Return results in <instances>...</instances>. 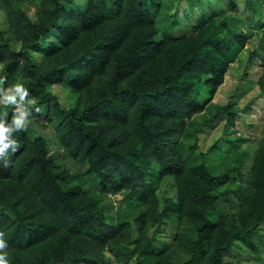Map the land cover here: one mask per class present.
I'll return each mask as SVG.
<instances>
[{
	"label": "trees",
	"instance_id": "1",
	"mask_svg": "<svg viewBox=\"0 0 264 264\" xmlns=\"http://www.w3.org/2000/svg\"><path fill=\"white\" fill-rule=\"evenodd\" d=\"M182 1L0 0L3 87L36 101L0 158L9 264H264V128L213 102L249 41L244 76L260 62L264 97V0Z\"/></svg>",
	"mask_w": 264,
	"mask_h": 264
},
{
	"label": "rangeland",
	"instance_id": "2",
	"mask_svg": "<svg viewBox=\"0 0 264 264\" xmlns=\"http://www.w3.org/2000/svg\"><path fill=\"white\" fill-rule=\"evenodd\" d=\"M174 1L176 0H163V3H161V5L164 7L166 5H169V8L174 10V5H176V2L174 4ZM187 0H183L182 1V6L179 8L180 14H182L181 12L184 10L187 2ZM165 2V4H164ZM242 6V4H241ZM238 6L237 10L239 12H241L243 15H245L242 11V7ZM200 7L202 8V3L200 5ZM198 9L196 8V11L194 13H192L191 17L189 20H184V26L183 28L178 30V34L181 35V33H188L186 30H189L190 28H192L194 25H196L197 23H199L202 20V14H203V10L202 9ZM24 9L29 11V12H34V7L30 5V3H25L24 4ZM204 11H206V9H204ZM171 12V11H170ZM246 16V15H245ZM244 16V17H245ZM4 15L0 16V19H3ZM185 18V17H184ZM2 21V20H0ZM248 48H246L242 54L239 56V58L231 64L230 69L225 77L224 83L221 85V87L219 88V90L217 91L213 102L217 103V104H234L236 103V105L241 109V114L237 119V126L238 128L241 127V125H239V118L240 117H244V119L248 120L250 122V127H252V134L256 137L262 135V129L264 128V97L258 98V86H257V80L259 78V73H260V62L256 63L254 66H252V68L249 71L248 76H244V71L246 69V65L248 63V57H249V50H252L254 48V43L252 41H249V44L247 45ZM0 70H1V65H0ZM53 91L57 94H61L63 101H66V94L63 90V88H61L60 86H54L53 87ZM254 99V103H253V107L250 111V113H248L245 110V105L250 101ZM254 122L256 123L255 127L253 128V126L251 125V123ZM36 128L38 130H40L41 128L37 125ZM221 129V126H216L214 128V130H212L208 136L206 135L205 137H207V142H212L216 136L219 134V131ZM41 134L47 136L48 138V144L51 148V151H58L59 147L57 145V142L55 140V134H54V130L51 127H47L43 130H40ZM19 150V148H18ZM18 150L15 153H12L11 151L9 152L8 156H10L11 154H16L18 152ZM200 160L199 158V154L195 153L191 158H190V162H192V164H196L198 163ZM66 164L68 167H70L72 169V171L74 172V174H76L77 176V183L82 182L83 180V173L86 170L81 169L79 166L77 165H73V162L71 161H66ZM86 176V175H85ZM88 179L90 181V183L94 182V176L90 175L88 176ZM167 189L168 191L171 192V195H174V191L171 189V186L168 184H164L162 186V189L160 191V197L161 200L163 201L165 194L163 193V190ZM168 195V193H167ZM111 199L113 200V202H118V200L120 199V197L118 195H111ZM181 235H184V233H181ZM181 256L184 258V253L181 252Z\"/></svg>",
	"mask_w": 264,
	"mask_h": 264
},
{
	"label": "clouds",
	"instance_id": "3",
	"mask_svg": "<svg viewBox=\"0 0 264 264\" xmlns=\"http://www.w3.org/2000/svg\"><path fill=\"white\" fill-rule=\"evenodd\" d=\"M5 83L6 78H0V104L14 107L10 122L7 112L0 118V158H6L7 167L9 152L15 153L19 148L14 133L28 128L31 123V106H34L36 101L30 98V92L23 83H16L8 88L3 87ZM3 237L4 233L0 232V264H9L6 251L8 244Z\"/></svg>",
	"mask_w": 264,
	"mask_h": 264
}]
</instances>
